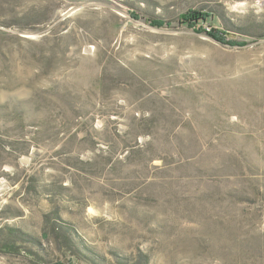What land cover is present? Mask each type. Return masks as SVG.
<instances>
[{"label": "rangeland", "instance_id": "1", "mask_svg": "<svg viewBox=\"0 0 264 264\" xmlns=\"http://www.w3.org/2000/svg\"><path fill=\"white\" fill-rule=\"evenodd\" d=\"M0 264H264V0H0Z\"/></svg>", "mask_w": 264, "mask_h": 264}, {"label": "trees", "instance_id": "2", "mask_svg": "<svg viewBox=\"0 0 264 264\" xmlns=\"http://www.w3.org/2000/svg\"><path fill=\"white\" fill-rule=\"evenodd\" d=\"M209 16V15H208Z\"/></svg>", "mask_w": 264, "mask_h": 264}]
</instances>
